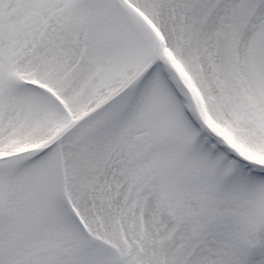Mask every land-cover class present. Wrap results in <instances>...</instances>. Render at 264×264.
I'll return each mask as SVG.
<instances>
[{"label": "snow or ice", "instance_id": "1", "mask_svg": "<svg viewBox=\"0 0 264 264\" xmlns=\"http://www.w3.org/2000/svg\"><path fill=\"white\" fill-rule=\"evenodd\" d=\"M0 264H264V0H0Z\"/></svg>", "mask_w": 264, "mask_h": 264}]
</instances>
